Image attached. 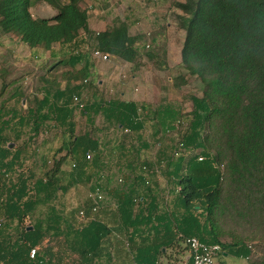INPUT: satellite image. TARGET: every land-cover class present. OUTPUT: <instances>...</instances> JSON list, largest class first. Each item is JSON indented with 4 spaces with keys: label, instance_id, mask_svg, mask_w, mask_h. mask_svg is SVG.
<instances>
[{
    "label": "trees",
    "instance_id": "trees-1",
    "mask_svg": "<svg viewBox=\"0 0 264 264\" xmlns=\"http://www.w3.org/2000/svg\"><path fill=\"white\" fill-rule=\"evenodd\" d=\"M39 1L56 14L34 18L30 9ZM84 1L0 0V32L16 36L30 48L70 45L88 30V13L81 8ZM174 7L180 12L177 25L185 33L180 65L186 75L203 85L200 97H190L191 110L182 132L179 113L167 105H141L146 111L141 121L136 120L134 102L109 100L82 112L93 119L102 114L116 130L128 128L139 140L148 119L166 130L175 127L177 137L169 158L156 162L163 163L160 175L165 170L175 184L174 210L168 196L158 204L152 191L153 175H149V185L139 175L148 195L138 196L134 186L121 194L115 208V228L98 218L76 226L71 216L66 218L53 207L45 223L36 220L25 226L36 207L62 189L57 175L68 156L77 159L72 168L77 169L78 178L87 175L88 168L103 163L104 145L92 131L75 136L73 125L67 124L64 128L71 140L66 154L53 162L51 172L44 177L33 180L28 171L0 168V264H60L51 254V244L62 246L58 250L61 255L75 254V264H92L106 249L111 263L114 252L106 248L107 241L120 234L130 245L133 264H160L166 249L176 243L184 245L190 237L219 245L227 256L250 258L251 245L220 242V219L233 210L243 219L264 222V0H183ZM141 39L129 34L126 23L116 22L95 34L94 49L137 69L140 53L136 46ZM145 57L152 61L156 54ZM175 81L176 88L186 83L182 76ZM174 118L173 127L167 126ZM152 139L161 146L158 136ZM125 142H121L123 149ZM145 145L149 147L147 140ZM9 152L3 148L2 162ZM87 152L92 153L90 161L85 159ZM200 157L203 159L198 161ZM224 186L227 196H223ZM43 243L45 251L40 253L38 247ZM32 248L36 250L34 260L29 258ZM249 264H264V259Z\"/></svg>",
    "mask_w": 264,
    "mask_h": 264
},
{
    "label": "rangeland",
    "instance_id": "rangeland-1",
    "mask_svg": "<svg viewBox=\"0 0 264 264\" xmlns=\"http://www.w3.org/2000/svg\"><path fill=\"white\" fill-rule=\"evenodd\" d=\"M179 2L182 0H85L81 4V8L88 11V17L98 11L103 21H108L113 25L116 22H124L127 24L130 34L142 36L136 46L140 53V67L137 69H134L133 65L120 67L117 70L119 79L116 78L117 80L111 82V86L106 90L96 92V98L118 100L123 91L127 92L138 105H144L148 108L167 105L179 113L182 121L180 132H182V129L186 127L187 114L191 110L190 97H200L203 85L199 79L186 75L180 65V51L185 33L178 27L176 20V16L180 12L174 7V4ZM30 10L34 18H51L56 14V11L43 1H39ZM93 46L95 47V43L89 41L87 47L89 50L86 49V52L90 51ZM20 52L23 53L24 50ZM154 52L156 54L154 60L150 61L145 57L147 53ZM91 63L108 76L111 70L108 62L94 60ZM15 68H20L18 70L19 75L15 77L20 81L27 74L26 68L28 70V67L20 64ZM181 76L185 77L186 83L176 88L174 82H176L175 80L178 81ZM80 93L81 95H79L88 106L92 101L94 91L88 88ZM9 95L10 93L6 97ZM11 95L15 97V100L10 102L8 111L18 113L21 117L26 116L30 107L27 90L21 89L16 94ZM1 96L3 97L4 94ZM23 97L27 98L24 103L21 102ZM86 119L84 114L77 113L75 115L74 135L78 136L82 135L83 132L92 131L93 135L100 139L102 144L104 143L106 156L103 160L105 163L98 167L88 168L87 175L78 178L77 169L72 168V164L77 159L73 155L68 156L57 175V185L62 189L57 190L51 200L38 205L32 213V218L24 222L25 226L33 224L36 220L45 223L49 208L53 206L62 216L66 218L71 216L72 222L76 226L81 225L76 219V215L79 210H84L87 217L104 220L110 227L115 228L118 223L114 207L117 198L121 194L127 193L133 186L136 188L135 193L138 196L148 195L145 187L139 182L138 167L143 162L153 165L157 160L169 158L174 139L177 137L175 127H173L175 118L167 125L172 126L173 130H166L148 119L141 131V140L134 136H121L120 133L116 132L113 123H109L102 114H99L98 118L96 115L94 116L95 122L91 127L86 125ZM20 132L25 136L33 132L36 133L37 153L45 158L42 167L33 168L37 178L44 177L51 172L53 162L66 154V148L71 140L65 128H61V133H58L55 130L49 131L43 124L35 128L33 125L26 124ZM155 136L160 138L161 146L157 147L156 143L150 144L149 147L146 146L147 138L153 140L152 137ZM123 141H126V146L132 148L129 153H124L119 147H116L117 142ZM62 149L63 151H61ZM28 169L18 168L17 172L18 170L21 172L28 171ZM119 175L124 178L123 185H117L115 182ZM166 175L165 170H163L158 179L160 183L158 182L157 185V178L152 177V191L158 196L160 204L168 196L170 208L174 210L173 189L175 184ZM95 184L102 188L105 195L102 210L98 212L91 211L90 193ZM227 194V187L224 186L223 196H227ZM220 226L222 230L220 242L222 244H234L240 241L251 245L252 253L249 259H240L230 255L224 258V254L221 253L217 257L219 264H249L253 260L264 259V222L255 219H243L235 211L230 210L221 217ZM107 243L109 244L107 245ZM107 243L106 248L111 247L114 252L113 259L110 263L108 254L105 253L106 249H103L100 256L97 257L99 264H133V253L128 251L130 245L126 246L127 243L123 234L112 237ZM51 246V254H53L54 260L59 258L60 264L76 263L75 254L65 252L61 255L62 252L61 254L58 253L60 252L58 250L62 248L61 245L51 244ZM38 250L43 253L45 243L41 244ZM185 250L182 243L173 244L160 256V264H185Z\"/></svg>",
    "mask_w": 264,
    "mask_h": 264
},
{
    "label": "crops",
    "instance_id": "crops-1",
    "mask_svg": "<svg viewBox=\"0 0 264 264\" xmlns=\"http://www.w3.org/2000/svg\"><path fill=\"white\" fill-rule=\"evenodd\" d=\"M89 7L91 8V6ZM111 25L113 24L103 21L99 12L95 11L93 15L88 17L87 32L81 33L76 41L70 45L60 46L55 44L49 50L39 47L30 48L20 42L16 36L0 32V154L3 148L10 151L6 160L3 162L0 160V168H2V165L4 168H29L28 172L31 175L33 174V180H36L37 177L33 168L42 167L45 158L37 153L36 133L33 132L25 136L20 130L26 124L33 125L34 128L38 124L40 126L43 124L49 131L55 130L61 133V128H64L67 124L76 127L74 121L77 113L85 115L88 127L93 126L95 122L93 115L74 111L71 107L72 96L75 94L81 95L80 92L88 88L94 91L92 101L88 106L92 104L97 106L99 103L115 100L110 98L108 100L97 99L95 93L110 87L111 82L113 83V81L119 79L117 70L131 64L111 57L108 62L111 70L107 76L91 63L94 60L98 61L92 57V52L95 50L94 46L86 52L88 42L95 43V34L111 28ZM21 50H24V52L21 53ZM20 64L28 67V70L26 68L27 74L19 81L15 77L19 75L18 70L20 68L15 67ZM12 78L13 80H11ZM85 78L87 84H83ZM122 81L120 83L124 82ZM21 89L27 90L28 100L30 101L28 113L22 117L18 113L8 111L10 102L15 100V97L11 94H16ZM8 93L11 96L6 97ZM2 94H4L3 97ZM26 101L27 98H21L22 103ZM118 101L134 102L130 95L123 91L120 93ZM88 106L86 105V108ZM98 115H96L97 118ZM116 132L119 133L117 130ZM100 142L102 141L100 140ZM116 147L122 149L124 153H129V150L132 149L127 147L123 149L120 142L116 143ZM103 163H105L104 160ZM153 177L157 178V185L160 175H154ZM157 201H159L158 196ZM32 216L33 214H30L28 218L30 219ZM158 238L160 239L159 236ZM223 257L225 258L227 255L224 254ZM188 259L189 252L186 249L184 252L185 264L188 263Z\"/></svg>",
    "mask_w": 264,
    "mask_h": 264
},
{
    "label": "built area",
    "instance_id": "built-area-1",
    "mask_svg": "<svg viewBox=\"0 0 264 264\" xmlns=\"http://www.w3.org/2000/svg\"><path fill=\"white\" fill-rule=\"evenodd\" d=\"M146 47L148 48L149 46H146ZM92 57L100 62H109L111 59V57L108 54L98 52L97 50H94L92 52ZM83 84H87V80H84ZM135 91L137 90L135 89ZM86 105L87 104L84 102V100L81 98L79 94H75L72 96L71 107L73 108L74 111L82 113L84 112ZM145 115H146V111L142 109L141 105L137 104L136 120L141 121ZM117 131H119L121 136H134L135 137V134L128 128H123ZM147 143L150 146V144L155 143V142L147 138ZM156 146L158 147L159 144L156 143ZM129 147L130 146H127V148ZM85 159L90 161L92 159V153L87 152ZM202 159L203 158L200 157L198 158V161H201ZM162 166H163L162 162L160 165H158L155 162L153 165H151V167H148L147 165H145V163L144 164L142 163L138 167L139 175H142L143 177H145V180H146L145 183L149 185V178H150L149 175L159 176ZM72 167H74L73 164H72ZM115 182L117 185H123L124 178L121 175H119L116 177ZM90 198L92 200V203H91L92 212H97L98 210L102 209L103 204L105 202V195H104L102 188L98 184H95L94 187L92 188V191L90 193ZM114 207L116 208V204H114ZM76 219L78 220L79 223H81V225L91 220V218L86 216L84 210L78 211V214L76 215ZM184 245L187 247L188 252H189V259H188L187 264H219L217 262V257L219 254H221V249L219 245H208L204 242H201L195 237L186 238L184 240ZM35 257H36V250L32 248L29 251V258L31 260H34ZM92 264H99V263L97 262V260H95Z\"/></svg>",
    "mask_w": 264,
    "mask_h": 264
}]
</instances>
